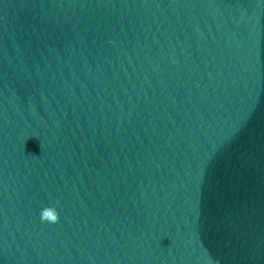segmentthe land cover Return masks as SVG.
<instances>
[{
    "label": "clouds",
    "instance_id": "1",
    "mask_svg": "<svg viewBox=\"0 0 264 264\" xmlns=\"http://www.w3.org/2000/svg\"><path fill=\"white\" fill-rule=\"evenodd\" d=\"M40 218L42 222L56 223L59 220V213L56 207H45L41 210Z\"/></svg>",
    "mask_w": 264,
    "mask_h": 264
}]
</instances>
